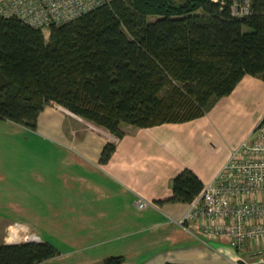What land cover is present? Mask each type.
<instances>
[{
    "label": "trees",
    "instance_id": "trees-1",
    "mask_svg": "<svg viewBox=\"0 0 264 264\" xmlns=\"http://www.w3.org/2000/svg\"><path fill=\"white\" fill-rule=\"evenodd\" d=\"M231 2L112 0L52 26L49 39L0 14V120L36 130L55 103L121 138L122 124L145 128L206 115L244 76L264 81V0H253L245 18L232 15ZM115 150L107 143L100 162ZM204 186L186 167L171 195L157 201L191 203ZM59 254L47 240L0 244V264H41Z\"/></svg>",
    "mask_w": 264,
    "mask_h": 264
},
{
    "label": "crops",
    "instance_id": "crops-1",
    "mask_svg": "<svg viewBox=\"0 0 264 264\" xmlns=\"http://www.w3.org/2000/svg\"><path fill=\"white\" fill-rule=\"evenodd\" d=\"M50 106L36 131L0 120V244L30 241L22 236L34 232L60 250L41 264H101L119 255L123 264H235L241 256L257 261L248 256L255 248L262 252L259 247L241 250L203 229L183 227L188 203L157 200L171 195L173 178L186 167L205 185L216 178L232 149L264 117L263 79L244 76L213 113L188 122L122 124L121 138L78 131L73 117ZM14 137L24 144H8ZM29 137L36 145L28 144ZM108 142L116 150L102 164ZM139 198L150 201L148 207L138 209ZM15 222L22 239L10 237Z\"/></svg>",
    "mask_w": 264,
    "mask_h": 264
},
{
    "label": "built area",
    "instance_id": "built-area-1",
    "mask_svg": "<svg viewBox=\"0 0 264 264\" xmlns=\"http://www.w3.org/2000/svg\"><path fill=\"white\" fill-rule=\"evenodd\" d=\"M226 4L228 0H214ZM112 0H4L0 14L17 17L36 28L59 26L79 18ZM232 15L249 17L253 0H232ZM135 205L143 210L149 203L139 198ZM203 229L210 238L222 237L236 248L264 242V117L242 145L232 150L223 169L190 203L180 224ZM184 227H186L184 225ZM31 240H39L32 237ZM264 264V257L249 262L244 257L235 264Z\"/></svg>",
    "mask_w": 264,
    "mask_h": 264
},
{
    "label": "rangeland",
    "instance_id": "rangeland-1",
    "mask_svg": "<svg viewBox=\"0 0 264 264\" xmlns=\"http://www.w3.org/2000/svg\"><path fill=\"white\" fill-rule=\"evenodd\" d=\"M176 2H180V1H182V0H175ZM201 12V11H200ZM157 17L156 16H151V17H149V19L150 20H155ZM51 28L52 27H50V28H45V29H43V31H44V33H45V36H46V39H49V36H50V31H51ZM52 105L53 106H50L49 107V109H51V108H54V106H56V105H58V104H54V103H52ZM57 109L58 110H60L62 113H65L68 117H73V119H72V122L73 123H75V127H77V125H76V122H78L79 123V130L78 131H90V130H93L96 134H98L99 136H101L103 139H105V137H111L112 135H113V133H111L108 129H106L105 127H103V126H99V125H97L96 123H94V122H92V121H90V120H87V119H85V118H83V117H81V116H79V115H76V114H74L73 112H71L70 110H68V109H66L65 107H63V106H60V105H58V107H57ZM212 111L210 110V113H211ZM213 113V112H212ZM210 115V114H209ZM209 117V116H208ZM20 125V124H19ZM125 126H127L126 124H124ZM22 127H25L26 129H29V130H31L32 131V129H30V128H27L26 126H24V125H21ZM38 127V126H37ZM75 127H72L71 128V130H75ZM24 128V129H25ZM74 128V129H73ZM121 128H122V126H121ZM37 130V129H36ZM36 130H34V131H36ZM73 135H74V133H73ZM75 135H76V132H75ZM35 138H33V137H29V142H28V144L29 145H36V144H33L34 143V140ZM7 142H8V140L7 139H5ZM24 140V139H23ZM108 143H110V142H108ZM8 144H12V145H16V144H24V143H19V141L17 140V137H14V139H11V141H9L8 142ZM242 145V144H241ZM241 145H239V146H236V147H234L235 149H237V148H239ZM233 148V149H234ZM232 149V150H233ZM220 173V172H219ZM144 199V198H143ZM149 204H150V201H148L147 199H145ZM189 205H190V203H188ZM188 208H189V206H188ZM181 220V219H180ZM180 220H179V222H180ZM182 225V224H181ZM186 227L185 228H188V229H194V228H196V229H199L198 227H193V226H191V227H189L188 226V224L186 223V224H184ZM184 225H182L183 227H184ZM14 227H13V232L11 233V235H10V237H12L14 240L18 237L19 239H22V237H23V239H29L30 241H31V239L30 238H32V237H36V236H38L39 237V235H37V234H35L34 232H28L27 234H25V236H22V237H20L21 235V232H20V229L18 228L19 227V225H18V223H14V225H13ZM46 236H48V235H46ZM40 238V237H39ZM40 240V239H39ZM51 240V239H50ZM34 241V240H33ZM36 241H38V239L36 240ZM255 247H258V245L257 246H255ZM259 250L260 251H262V252H259L258 251V249H253V251H254V253H252L251 255H249L248 257L250 258V261H255V260H259L260 258H262V257H264V242H262L260 245H259Z\"/></svg>",
    "mask_w": 264,
    "mask_h": 264
}]
</instances>
